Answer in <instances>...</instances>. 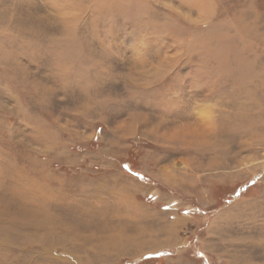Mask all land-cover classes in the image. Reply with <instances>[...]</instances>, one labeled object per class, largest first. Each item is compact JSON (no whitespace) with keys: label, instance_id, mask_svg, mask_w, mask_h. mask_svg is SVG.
I'll use <instances>...</instances> for the list:
<instances>
[{"label":"rangeland","instance_id":"rangeland-1","mask_svg":"<svg viewBox=\"0 0 264 264\" xmlns=\"http://www.w3.org/2000/svg\"><path fill=\"white\" fill-rule=\"evenodd\" d=\"M0 264H264V0H0Z\"/></svg>","mask_w":264,"mask_h":264}]
</instances>
